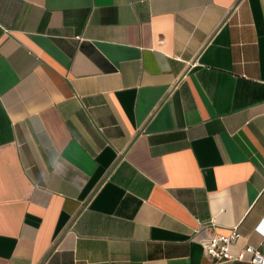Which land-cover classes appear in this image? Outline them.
I'll use <instances>...</instances> for the list:
<instances>
[{
    "label": "crops",
    "instance_id": "1",
    "mask_svg": "<svg viewBox=\"0 0 264 264\" xmlns=\"http://www.w3.org/2000/svg\"><path fill=\"white\" fill-rule=\"evenodd\" d=\"M211 220L264 255V0H0V264H213Z\"/></svg>",
    "mask_w": 264,
    "mask_h": 264
},
{
    "label": "built area",
    "instance_id": "2",
    "mask_svg": "<svg viewBox=\"0 0 264 264\" xmlns=\"http://www.w3.org/2000/svg\"><path fill=\"white\" fill-rule=\"evenodd\" d=\"M213 226L214 220H211L206 227L212 230L208 232V238L204 244L206 255L213 264L236 261L264 264V255L251 245L243 247L236 253L232 252V246L240 236L237 226L231 228L226 234L214 231Z\"/></svg>",
    "mask_w": 264,
    "mask_h": 264
}]
</instances>
